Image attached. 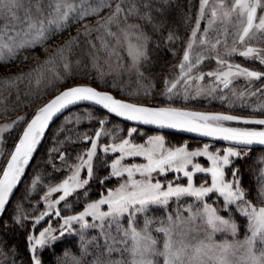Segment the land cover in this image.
<instances>
[{
	"label": "snow or ice",
	"instance_id": "snow-or-ice-1",
	"mask_svg": "<svg viewBox=\"0 0 264 264\" xmlns=\"http://www.w3.org/2000/svg\"><path fill=\"white\" fill-rule=\"evenodd\" d=\"M153 8V0H0L3 63L16 59L22 51L43 47L73 25H80L75 35L55 45L34 68L2 82L5 90L16 88L15 100L11 94L3 96L4 112L21 106L17 85L25 78L31 83L34 73L37 84L47 72L53 73L40 96L62 83L69 86L37 107L30 119L26 113L0 125V159L6 160L0 171V218L8 210L14 191L57 114L78 103L90 102L109 114L135 122L123 135L119 125L108 127V115L95 118L84 109L86 118L95 119L99 125L90 134L91 129L80 132L66 127L73 121L79 125L85 116L70 113L64 117L47 150L52 168L46 174L48 179L44 173L34 172L25 193L12 206L10 220L25 232L28 258L21 256L14 241L9 242L11 224L3 220L0 264H44V250L54 251V244L69 235L78 237L79 254L66 249L56 256V264H264V84L252 88L253 82L264 80V71L228 59L238 53L264 65V47L251 43L264 42V0H199L181 60L173 66L178 71L163 78L160 95L166 102L162 104L131 99L150 97L155 88L151 73L146 74L143 68L152 39L143 25L163 34L169 22L155 18ZM191 21L189 13L185 23ZM202 21H206L203 28ZM81 37L88 48L73 61ZM182 39L171 29L165 37L168 44ZM101 49L107 53V72L99 64ZM121 49L127 51V62ZM83 55L91 57L92 67L97 69L94 77L79 71ZM211 59L216 62L215 69L198 71ZM113 73L110 87L121 93L126 91L121 76L136 79L138 87L127 92L130 99L117 98L112 91L92 86L91 81L96 80L108 87L106 77ZM78 76L89 82L73 83ZM205 78L207 85L202 83ZM238 78H243L248 87H234ZM193 90L195 97L227 101L232 110L240 101L252 114L175 106L181 97L188 101ZM246 97H256V103L249 104ZM23 103L30 105L31 101ZM139 125L178 129L210 139L196 147H190L188 141L169 145L166 137L157 132L144 133L146 139L136 142L133 137L141 131ZM20 126L22 132L14 147L7 149L4 136ZM65 131L69 135L58 139ZM101 139L108 142L100 143ZM217 139L224 144L216 146ZM71 142H87L89 146L73 157L67 149L60 150ZM255 147L261 151L248 169L254 186H245L244 173L236 162L247 161ZM137 157L143 162H135ZM200 157L206 158V163L199 162ZM128 158L133 162H126ZM54 159L59 160V165ZM113 179L115 184L110 186ZM36 192L42 194L38 200H29L31 207L26 210L24 201ZM217 198H221L219 202ZM241 229L243 238L239 236ZM90 230L97 232L89 236Z\"/></svg>",
	"mask_w": 264,
	"mask_h": 264
},
{
	"label": "trees",
	"instance_id": "trees-1",
	"mask_svg": "<svg viewBox=\"0 0 264 264\" xmlns=\"http://www.w3.org/2000/svg\"><path fill=\"white\" fill-rule=\"evenodd\" d=\"M154 2V8H153V15L157 19H167L169 22L166 27L163 29V34H159L156 32H153L151 29L150 25L144 24V30L152 37V39L149 41L148 44V55L149 59L147 62H145V71L147 73H151L152 79L154 80L155 83V88L153 89L152 95L150 97H139V100H143L144 102L150 103V104H162L165 103L166 101L164 98L160 95L163 89V78L165 75L169 74L171 70H173V66H175L178 61L180 60L183 52V46L184 42L187 39V36L190 32L191 27L194 24L195 21V16L197 13V8L199 6V0H153ZM157 9H161L162 11H157ZM191 14L192 21L189 23H185L186 16L188 14ZM94 22L93 20H89V23ZM143 23V22H142ZM80 27V25H73L69 31H66L62 33L59 36L54 37L52 40H50L47 44H45L43 47L37 46L34 49L31 50H25L22 51L18 54L17 58L12 60L11 62L8 63H3L0 62V93H2V96H0V100H2L3 96H9L11 95V98L14 99L13 93L16 92V88H11L5 90L3 87V80L7 77H11L15 74L21 73V72H28L30 69L34 68L35 65L43 61L46 56L51 53L53 50V47L57 44H60L63 40H65L69 35H75L77 28ZM169 29L175 31L177 35L182 37L183 39L180 42H177L175 44H168L165 40V37L168 34ZM157 41H159V46L157 47ZM81 43L83 44V37H81ZM97 44H99L98 41H96ZM77 48V47H76ZM173 49L176 51V55H173ZM27 57V60H24L23 58ZM57 71H60L61 73L63 72L62 68L56 69ZM53 73L51 71L47 72L45 74V77L41 80L40 84H46L47 86L49 79L52 77ZM79 79V78H76ZM36 74H33L32 77V82L29 83V80L25 78L23 81L19 82L17 87L20 90L21 96H27L28 99L30 100L32 95L34 94L37 90L38 85L36 82ZM92 85L94 86H100V85H95L99 84V82H96V80L91 81ZM65 86H69L66 83L60 84L57 88L51 89L49 91L50 94H55ZM104 90L110 89L109 87L106 86H100ZM112 90V89H111ZM29 93V95H26L25 93ZM52 92V93H51ZM112 92L121 98L124 99H129L127 95V91L124 93L119 92L118 90ZM125 95V96H124ZM35 99H31V104H21L20 107L16 108L14 111L9 110L8 112L0 113V119L3 116H10L12 115L15 111L20 110L21 108H29V118L34 110L39 107L42 103L46 101L44 97H38ZM137 99V98H136ZM40 101L36 106H34V102ZM175 104H181L182 106H187V107H192V108H202V109H214V110H223V111H230L232 109H229L228 105H226L224 102L217 100V101H211L208 103H180L175 101ZM84 109H88L89 111L92 112L93 116L95 118H103V116L108 115L109 117V124L108 127L111 128L113 125H119L123 129V135L127 127L130 126V124L124 123L102 110L99 107L93 106V105H88V104H82L75 106L68 111H66L64 114H62L49 128L44 141L42 142L41 146L39 149L36 151L30 166L23 178L22 183L16 190L13 198L11 199V202L8 204V210L4 213L3 217L0 218V223H2L3 220H8L9 223L11 224V228L8 232V238L9 242H15L18 247L21 256L27 260V252H26V245H25V232L19 228V226L12 224L10 220V216L12 213V206L14 203L18 201V199L21 197L22 194L25 193V187L28 184L30 178L34 175V172H42L45 174V179L47 180V173L52 171L51 165L48 163V153L47 150L49 147L52 146L53 144V137L54 134L56 133V130L58 126L61 124L63 121L64 117L69 115L70 113H79L82 116H85V119L82 120V122L79 125H76L75 122L73 121L72 124L67 125L66 127L69 129L75 128L80 132H84L85 130H93L90 132V134H94V129L98 127V123L95 122V119L92 121H89L86 118V114L84 113ZM235 110V109H234ZM232 110V111H234ZM259 114V113H257ZM146 130V129H145ZM149 131V130H147ZM69 135L68 131H65L62 135L58 136V139H63L64 136ZM73 136H75V133H72ZM167 135L172 138L171 140H177V139H182L184 138L181 135H176L174 133H167ZM16 138V135L14 136ZM13 137V138H14ZM186 138V137H185ZM190 139V138H188ZM14 142V141H13ZM174 142V141H173ZM85 142L84 143H78V142H71L70 144L64 145L60 150L63 151L67 149L70 151L73 155L75 156L76 152L82 150L83 148L86 147ZM261 149H253L251 152V157L247 161H242V160H237V164H239L242 168V171L244 173V183L245 186H248L250 183L253 184L254 186V179L252 176L249 175L248 169L249 166L253 165L254 162L256 161V158L258 154L260 153ZM54 163L59 165V160H53ZM61 175H56V179L58 180L61 178ZM113 182H109L111 185ZM93 189L97 187L96 183L93 182L92 185ZM42 194V192H36L33 193L29 199H26L24 201V207L25 209H29L31 207V204L29 200H38L39 195ZM93 197H95L96 192L93 190L92 192ZM42 208L41 204L39 206ZM79 210V209H78ZM67 214V213H65ZM150 215L152 213H149ZM159 215V213H156ZM113 231H115V227L113 226ZM97 232V230H90L88 235L92 236ZM100 243L102 244V238L100 240ZM69 250L75 254H79V248H78V237L75 235H69L65 236L62 240H59L54 244V251L53 249H46L43 252V261L44 264H56V256L61 255L64 250ZM118 255V254H117ZM17 259H20V256L17 257ZM88 259H91V256L88 257Z\"/></svg>",
	"mask_w": 264,
	"mask_h": 264
},
{
	"label": "rangeland",
	"instance_id": "rangeland-1",
	"mask_svg": "<svg viewBox=\"0 0 264 264\" xmlns=\"http://www.w3.org/2000/svg\"><path fill=\"white\" fill-rule=\"evenodd\" d=\"M199 9V6L197 8V11ZM261 11L258 9V12ZM0 23H2V21H0ZM204 23H206V21H202V28H203V25ZM194 25V24H193ZM191 30V29H190ZM190 33V32H189ZM229 43H231V40H229ZM251 43L253 44V46H257V47H264V42H261V41H251ZM97 46L99 47V44H97ZM88 46L85 45L84 43L80 46H78L77 48L74 49V55L72 56V60L75 61L77 59L78 56H81L82 55V50H87ZM221 51H223V49H221ZM95 54V53H94ZM100 59H99V64L101 66V68H103L104 71H108L107 69V65L105 64V57L107 56V53L104 51V50H100L99 53H98ZM121 56L124 58L125 62L128 61V54H127V51L121 49ZM182 57V56H181ZM115 59V58H113ZM228 59H230L232 62L234 63H239L241 64L242 66H245V67H249L251 68L252 70H258V71H264V65H261L259 63L258 60H255L253 58H244L242 56H240L238 53L237 54H234L232 57H229ZM181 60V58H180ZM180 60L178 61V63L176 65L179 64ZM74 67V70H76L75 68V65L73 66ZM143 68L145 69V66H143ZM216 68V62L214 59H211V60H208V61H205L202 65V67H200L198 69V71H208V70H212V69H215ZM178 71V69H173L169 72V74L173 71ZM79 71L81 73H84V72H87L89 73L90 75H92L93 77L96 75V72H97V69L93 68L92 67V62H91V57L88 56V55H83V61H82V64L79 68ZM115 76V73H113L112 75H109L106 77L107 79V83H108V87L110 89H106V90H110V91H116L115 89H112L110 87L111 83H112V80ZM77 78L79 79H75L73 81V83H88L89 81L84 78L83 76H78ZM120 82L124 85L125 87V90L128 92L129 90H132V89H135L138 87L137 83H136V79L133 77L132 79H129L127 75H123L121 76L120 78ZM96 82H99V81H96ZM204 83L205 85H207V78H205V80L202 82ZM260 84H264V80H260L258 82H253V85H252V88H259ZM46 84H38L36 85L37 86V91L34 93L36 96L38 97H44L46 100L51 97L53 94H50L49 91H46L45 94L43 96H40V93L43 92L46 88L45 86ZM95 85H100V86H104L103 84H101L99 82V84H95ZM98 87L100 89H103L101 87ZM234 87L238 88V89H242V88H245V87H248L247 85V82L243 79V78H238L237 81L234 83L233 85ZM66 87V86H65ZM112 89V90H111ZM20 92V90H19ZM126 92V93H127ZM52 93V92H51ZM57 93V92H56ZM15 94L16 92L13 93L14 97H15ZM220 94H223V93H220ZM12 95V94H11ZM125 96V95H124ZM128 97V96H126ZM143 96H141L142 98ZM33 98V96L31 97V99ZM130 99V97H128ZM139 99V97H132L131 99ZM30 99V100H31ZM246 99L248 100L249 104H253V103H256V97H246ZM15 100V98L13 99ZM28 97L26 96H21L20 94V102L21 104H24L23 102L24 101H28ZM219 100L218 98H213V97H207V96H200V97H195L194 96V90H193V93L192 95L190 96L189 100L188 101H183L182 97L177 99L176 101L177 102H180L182 104L184 103H198V102H202V103H208V102H211V101H217ZM226 105L227 104V101H223ZM38 103H40V101H36L34 102V106H36ZM36 104V105H35ZM175 106H178V107H187V106H182L181 104H175ZM188 108H191V109H195V110H201V111H223V110H214V109H202V108H192V107H188ZM234 111H233V114H239V115H249V114H252L251 113V109L248 107V106H245V105H242L240 101H236L235 105H234ZM29 112V108L27 107L26 109L25 108H21L20 110L18 111H15L12 115L10 116H3L1 119H0V125H3L5 123H10L12 122L13 120L16 119V117L18 116H21V115H24L27 113V117L29 116L28 114ZM0 113H4L3 112V102L2 100H0ZM34 113V112H33ZM32 113V114H33ZM108 114V113H107ZM110 115V114H109ZM111 116V115H110ZM31 117V116H30ZM29 117V118H30ZM114 117V116H112ZM27 118V119H29ZM115 118V117H114ZM117 119V118H116ZM119 120V119H118ZM121 121V120H120ZM130 126H134V125H130ZM22 127L23 126H20V127H17V128H14L12 130H9L8 131V134H6L4 136V139L7 141L5 147L9 150H11L13 147H14V142L15 140L18 139L19 137V134L20 132H22ZM128 128V127H127ZM127 128L124 132V135H127ZM141 129L140 132L134 134V140L136 142H142L144 139H146V136L143 135L144 133L148 134V135H152V134H156L158 131H153V130H149V129H146L143 128V127H139ZM149 130V131H147ZM161 134H163L165 137H166V140L167 142L169 143V145H178L180 143H183L184 141H188L189 142V146L190 147H196V146H199V145H202L204 142H207V141H203V140H198V139H194V138H190V137H186V136H183L184 138L182 139H177V140H171L172 138H170L167 133H163V132H160ZM16 135V138L14 137ZM178 135V134H176ZM182 136V135H181ZM14 137V138H13ZM186 137V138H185ZM190 138V139H188ZM14 141V142H13ZM174 141V142H173ZM107 139H101L100 143H107ZM87 144V142H85ZM216 146H221L223 145L222 143H216ZM89 146V145H86V147ZM111 158V155H109V159ZM199 160V162L201 163H206V158H203V157H200V158H197ZM126 162H133V159L132 158H128ZM135 162H143V159L142 158H135ZM6 163V160L5 159H0V171H2V166ZM172 175L173 174H169L168 175V178L171 179L172 178ZM199 179H200V176L198 175L195 180L196 182H199ZM111 182H113L111 185H114L115 184V180H111ZM110 185V186H111ZM55 195V194H54ZM218 199V202L221 198H217ZM41 206L43 207V204L41 203ZM53 219H55V217H53ZM44 225H41V227H43ZM37 232H38V229H37ZM243 234H244V230L241 229L240 233H239V236L240 238H243ZM220 238V237H218Z\"/></svg>",
	"mask_w": 264,
	"mask_h": 264
},
{
	"label": "water",
	"instance_id": "water-1",
	"mask_svg": "<svg viewBox=\"0 0 264 264\" xmlns=\"http://www.w3.org/2000/svg\"><path fill=\"white\" fill-rule=\"evenodd\" d=\"M92 86H94V85H92ZM67 87V86H66ZM94 87H96V86H94ZM98 88V87H97ZM99 90H102V91H110V90H104V89H100V88H98ZM63 90V88L61 89V90H59V91H62ZM57 93H55V94H53L51 97H49L48 99H51L54 95H56ZM114 94V93H113ZM115 95V94H114ZM116 96V95H115ZM117 98H121V97H118V96H116ZM47 99V100H48ZM46 100V101H47ZM45 101V102H46ZM44 102V103H45ZM43 104V103H42ZM41 104V105H42ZM82 104H88V105H93V106H96V107H99V108H101L102 109V107H100V106H98V105H94V104H91L90 102H81V103H78V104H76V105H74V106H70L68 109H66L65 111H63L62 113H60V114H57V116L56 117H54V119L50 122V124H49V127L46 129V132H45V135H44V137L42 138V141H41V143L39 144V146H38V148H37V150L39 149V147L41 146V144H42V142L44 141V139H45V136H46V134H47V132H48V130H49V128H50V126L62 115V114H64L66 111H68L69 109H71V108H73V107H75V106H78V105H82ZM40 105V106H41ZM102 110H104V109H102ZM195 110V109H194ZM105 112H106V110H104ZM34 114V113H33ZM109 114V113H108ZM111 116H114L115 118H117V119H119V120H121L122 122H124V123H127V124H130V125H134L135 124V122H130V121H127L125 118H122V117H118V116H116L115 114H110ZM31 118V117H30ZM29 118V119H30ZM138 127H143V128H145V129H149V130H153V131H158V132H163V133H174V134H178V135H182V136H186V137H190V138H194V139H198V140H203V141H208L210 138H207V137H200L198 134H195V133H190V132H186V131H183V130H178V129H170V128H164V129H160V128H158V126H155V125H139ZM214 142H216V143H222V144H224V142L223 141H220V140H215ZM254 149H260L259 147H255ZM36 150V151H37ZM36 151H35V153H36ZM35 153H34V155H35ZM34 157V156H33ZM33 159V158H32ZM32 159H31V161H32ZM31 161H30V163H31ZM29 166H30V164L27 166V168H26V172H27V170H28V168H29ZM26 174V173H25ZM25 176V175H24ZM24 176H23V178H24ZM22 181H23V179H22ZM22 181L19 183V186H20V184L22 183ZM18 186V187H19ZM18 187H17V189H18ZM16 189V190H17ZM16 190L14 191V194H15V192H16ZM14 194L12 195V197H11V199L13 198V196H14Z\"/></svg>",
	"mask_w": 264,
	"mask_h": 264
}]
</instances>
